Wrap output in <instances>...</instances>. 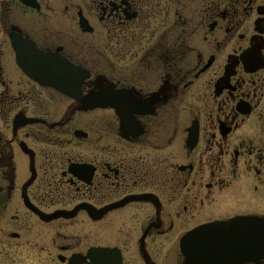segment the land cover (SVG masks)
Here are the masks:
<instances>
[{
  "label": "flooded vegetation",
  "instance_id": "obj_1",
  "mask_svg": "<svg viewBox=\"0 0 264 264\" xmlns=\"http://www.w3.org/2000/svg\"><path fill=\"white\" fill-rule=\"evenodd\" d=\"M263 235L264 0H0L7 259L264 264Z\"/></svg>",
  "mask_w": 264,
  "mask_h": 264
},
{
  "label": "water",
  "instance_id": "obj_2",
  "mask_svg": "<svg viewBox=\"0 0 264 264\" xmlns=\"http://www.w3.org/2000/svg\"><path fill=\"white\" fill-rule=\"evenodd\" d=\"M46 60H50L51 57L49 56H46L45 57ZM54 70H58V72H55ZM71 69H69L68 67L66 66H59L57 69L54 68V67H48V76L49 77H54V76H61V75H71ZM74 75L76 74H81V72H78L77 70L73 72ZM67 213H64V212H60V213H57L55 215H53V217H58V216H63L65 218L67 217H70V215H66ZM201 231L202 229L198 228L196 230H193L191 233L188 234V236L185 238L187 240H190V239H196V238H199L201 236ZM264 236V235H263ZM264 244V242H263ZM190 247V248H189ZM180 248H181V251L185 254V252L187 251H202V250H205L203 248V244L202 243H198L197 245L195 244H192L190 245V243H188V245L184 242H181V245H180ZM226 249H223V248H217L216 251H224ZM244 260V259H243ZM247 260V259H246ZM258 260V259H257ZM222 260L221 259H218L216 260V262H221Z\"/></svg>",
  "mask_w": 264,
  "mask_h": 264
},
{
  "label": "rangeland",
  "instance_id": "obj_3",
  "mask_svg": "<svg viewBox=\"0 0 264 264\" xmlns=\"http://www.w3.org/2000/svg\"><path fill=\"white\" fill-rule=\"evenodd\" d=\"M9 230L5 228V231ZM32 234L35 235L36 231L33 229ZM2 248V247H1ZM0 248V264H20L22 262L19 261L18 256H15V259H7L9 250L5 247L3 249ZM6 258V259H5Z\"/></svg>",
  "mask_w": 264,
  "mask_h": 264
}]
</instances>
